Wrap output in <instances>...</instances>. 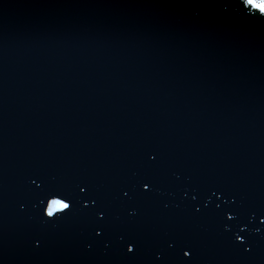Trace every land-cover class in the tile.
<instances>
[{
    "label": "water",
    "instance_id": "water-1",
    "mask_svg": "<svg viewBox=\"0 0 264 264\" xmlns=\"http://www.w3.org/2000/svg\"><path fill=\"white\" fill-rule=\"evenodd\" d=\"M244 12L239 0H0V264H264V20ZM37 172L49 200L89 182L117 230L139 235L136 255L84 216H41L27 192ZM209 189L235 195L251 252Z\"/></svg>",
    "mask_w": 264,
    "mask_h": 264
},
{
    "label": "snow or ice",
    "instance_id": "snow-or-ice-1",
    "mask_svg": "<svg viewBox=\"0 0 264 264\" xmlns=\"http://www.w3.org/2000/svg\"><path fill=\"white\" fill-rule=\"evenodd\" d=\"M245 10L244 14L247 17L257 18L264 20V0H239ZM258 14V15H257ZM149 159L147 163L150 166H154L156 162V156L148 154ZM29 185L27 187L28 195L35 197L41 208V216L53 217L56 213H63L64 215H81L88 219V221L93 225L92 232L95 237H100L105 235L107 237L116 234L118 243L124 246V255L132 254L136 255V251L141 246V239L136 232H119L115 225L112 223V211L111 204L106 201L103 197L97 194L92 188L89 182L81 180L75 182L71 185H63L61 192L57 194V198L47 199L49 195H53L55 189L51 188V182L48 181L47 177L42 172L34 173L33 176L29 177ZM150 185L152 181L149 178L140 179L138 182L139 196L143 198L144 192L151 191ZM123 196L125 198L131 199L129 196V191H123ZM211 196H206V201L210 200L211 197H216L219 193V197L223 198V203L229 205L228 207H222L221 204L215 205V212L217 218H223L225 222V230L230 231L227 228V224L236 223L239 228V233L233 234L234 242H237V246L242 248L245 253L252 251V244L248 240L246 232V222L245 218L241 215L240 211L236 207L237 200L234 194H226L222 189H209ZM59 195H64V199L58 198ZM199 196V192L192 196V200L196 201ZM43 197V198H42ZM47 204L46 208L44 207ZM21 209L25 207L24 204L20 205ZM207 208V202L204 204ZM194 212L200 213L201 208L195 207L193 205ZM129 217H135L139 214V208L126 209ZM254 217L255 213L252 214ZM260 224L264 226V212H261L258 217ZM43 223H52V221H43ZM244 225V226H241ZM260 228H256V232H260ZM103 242V241H102ZM169 249H175L182 241L179 237L172 238L170 241L166 242ZM37 246L40 245L39 241H36ZM105 247L111 244V240L104 242ZM91 247V245H89ZM187 245L179 248L182 257L185 260H191V249L185 250ZM163 257L162 253H157L155 259L157 261L161 260Z\"/></svg>",
    "mask_w": 264,
    "mask_h": 264
}]
</instances>
